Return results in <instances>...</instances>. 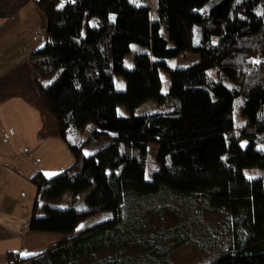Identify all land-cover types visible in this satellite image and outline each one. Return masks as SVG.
<instances>
[{
  "label": "trees",
  "instance_id": "16d2710c",
  "mask_svg": "<svg viewBox=\"0 0 264 264\" xmlns=\"http://www.w3.org/2000/svg\"><path fill=\"white\" fill-rule=\"evenodd\" d=\"M34 1L47 27L46 43L29 56L34 83L74 160L52 176L31 177L30 230L65 238L34 255L10 252L8 264H129L130 195L161 193L227 216L230 247L210 264H264V0H219L208 9L209 0ZM132 43L144 51L128 68ZM187 54L200 59L174 64ZM161 70L170 74L165 94ZM115 75L126 79L125 90ZM151 99L162 110L133 114ZM119 105L132 114L119 115ZM89 124L88 140L72 144L70 130ZM95 140L107 144L86 155ZM66 192L71 206L49 203ZM101 212L113 217L73 234ZM173 248L146 253L166 257Z\"/></svg>",
  "mask_w": 264,
  "mask_h": 264
},
{
  "label": "crops",
  "instance_id": "0c3cea01",
  "mask_svg": "<svg viewBox=\"0 0 264 264\" xmlns=\"http://www.w3.org/2000/svg\"><path fill=\"white\" fill-rule=\"evenodd\" d=\"M46 28L34 0H0V264H8L10 252L36 251L60 239L29 228L37 196L31 177L59 173L74 160L41 102L29 61L46 43ZM65 145L69 160L48 161Z\"/></svg>",
  "mask_w": 264,
  "mask_h": 264
},
{
  "label": "rangeland",
  "instance_id": "374dc122",
  "mask_svg": "<svg viewBox=\"0 0 264 264\" xmlns=\"http://www.w3.org/2000/svg\"><path fill=\"white\" fill-rule=\"evenodd\" d=\"M153 5V0H143ZM219 0H209L205 7L210 6ZM138 4H141L137 2ZM163 34L168 37L165 30ZM144 51V48L137 44H131V52L126 58L125 64L128 68L134 65L135 54ZM200 56L198 54L182 55L174 63L180 68H186L195 62H198ZM163 94L167 93L170 88V74L168 71L161 70ZM115 83L118 90H125L127 87L126 79L122 75H115ZM123 85V87H118ZM118 114L122 116H129L132 114L124 105L118 106ZM162 110L155 99L147 100L133 111L135 115H141L148 112H156ZM244 119V118H243ZM245 121V119L243 120ZM94 124H89L85 130L71 129L68 135L69 141L72 144L80 145L82 142L88 140L90 132L94 130ZM66 143V142H65ZM107 144V141L95 140L84 148L85 153L90 155L96 152L102 145ZM69 147V145L66 143ZM65 145V146H66ZM61 149L58 152L48 157L50 162L63 163L69 160L66 150ZM67 151H71L68 149ZM151 156L157 153L156 147L149 148ZM60 172V171H59ZM52 173L48 176H52ZM248 175H250L247 172ZM153 172L149 171L146 174V179L151 180ZM86 192L81 195V200L84 199ZM38 215L44 214L43 202ZM52 206L66 208L72 205V193L66 192L62 197L51 200L49 202ZM147 209L146 212H144ZM168 208L170 213H157L156 208ZM144 212V213H143ZM113 217V212H101L88 218L80 223L73 234L82 232L100 222L109 220ZM227 216L218 212H207L205 207L200 202L196 204L187 200L184 196H166L161 193L155 196L139 197L137 195H130L129 207V231L131 234V242L129 243V264H210L221 252V247H230L228 245L231 238V231L226 227ZM84 225L83 228L80 226ZM146 225V227H145ZM79 229V230H78ZM58 235L60 239L50 240V244L46 247H37L36 251L28 252L24 250L23 256L27 254H36L45 250L46 248L60 242L65 238L62 234ZM47 240H49L47 238ZM166 247H174L173 252L166 257H159L161 253L155 254L146 253V249H165ZM147 254V255H146Z\"/></svg>",
  "mask_w": 264,
  "mask_h": 264
},
{
  "label": "snow or ice",
  "instance_id": "6c2138e0",
  "mask_svg": "<svg viewBox=\"0 0 264 264\" xmlns=\"http://www.w3.org/2000/svg\"><path fill=\"white\" fill-rule=\"evenodd\" d=\"M71 2H75V0H71ZM132 2L133 3H137V0H132ZM236 2L237 3H240L241 2V0H236ZM137 6H139V4H137ZM61 7H63V5H61ZM203 11V10H202ZM261 16H264V12H261V13H259ZM112 19L114 20L115 18L114 17H112ZM253 63H256V64H259V63H261V61H259V60H254V61H252ZM118 87H123V85H118ZM121 115H122V113H121ZM242 146H244V145H242ZM261 151H264V146H262L261 147V149H260ZM86 155L88 154V153H85ZM224 159H226V157L224 158ZM245 175L247 176V178L249 179V180H252V179H255L256 177L255 176H251V175H248L247 173H245ZM81 228H83L84 227V225H81L80 226ZM79 230V229H78ZM24 255H34V254H27V253H25Z\"/></svg>",
  "mask_w": 264,
  "mask_h": 264
}]
</instances>
